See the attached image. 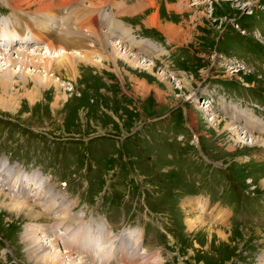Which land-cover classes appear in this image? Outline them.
Here are the masks:
<instances>
[{"label":"rangeland","instance_id":"1","mask_svg":"<svg viewBox=\"0 0 264 264\" xmlns=\"http://www.w3.org/2000/svg\"><path fill=\"white\" fill-rule=\"evenodd\" d=\"M5 1L0 15L10 14L14 6ZM49 2L52 15L57 8L60 13L75 8L76 28L84 34L96 27L105 35L106 28L90 22L103 0ZM254 2L258 0H150L154 4L140 8L139 14L125 13L129 24L120 29L129 33H106L151 63V70L143 64L131 67L121 58L113 63L106 52L110 47L90 40L85 49L91 60L75 58L80 74L71 77L59 69L60 76L50 75L51 85L37 79L52 73L35 70L36 60L24 58L17 64L0 59V81L9 83L0 85V159H14L11 171L19 166L51 180L50 190L61 193L72 216L82 213V226L100 218L123 237L139 231L141 246L152 250L148 259L156 263L264 264V123L234 104L252 103L264 120V41L253 32L264 37V0L251 13ZM38 4L13 8L33 17ZM152 13L155 21L148 19ZM168 24L175 37L167 33ZM233 55L245 65L224 59ZM220 94L234 98L226 99L234 105H222L221 115ZM227 124L238 130L239 140ZM252 137L260 141L249 144ZM201 199L205 212L198 205ZM11 210L0 204V264H16L2 241L19 264H36L28 258L24 239L26 228L37 229L39 221ZM219 210L225 213L222 222L209 218ZM192 215L208 225L189 230L186 220ZM67 225L73 229L72 223ZM216 231L227 240L218 239ZM82 249L71 256L79 259Z\"/></svg>","mask_w":264,"mask_h":264},{"label":"bare ground","instance_id":"2","mask_svg":"<svg viewBox=\"0 0 264 264\" xmlns=\"http://www.w3.org/2000/svg\"><path fill=\"white\" fill-rule=\"evenodd\" d=\"M11 2L14 3L15 7L14 6L13 7L17 9H19L22 3H26V4L33 3L37 5H39L38 3L40 4L42 3V5L39 6L40 11H36L35 13H32L33 18L34 20H37V22L40 23L41 28L51 27V25L49 24V21L52 20L51 18L53 16L50 15L52 14V12H50V8L52 7L50 4L51 2H49V0L47 3L44 2V0H11ZM82 12L83 11L79 10L78 14H80L81 16L84 15ZM44 13L49 18H47L46 15H44ZM72 14L73 15L68 17L66 20V22H68V25H65L64 22L63 24L60 23L59 25V22H57L56 26H53L51 29H49L50 33L47 39L50 38L52 39V41L48 42L45 47L21 46L18 50L8 49V51L14 50V52H4V53L1 52L0 54H2L3 56H0V59L1 60L5 59V60H8L7 62L17 63V64H23L24 58H27L28 60H31V61L36 60L34 63L38 65L37 66L38 68L37 67L35 68L36 64L32 65L35 70L41 67L44 69V71L49 70V72L52 73L49 75L48 74H45L43 76L40 75V78L39 76H37V79L40 80L43 86L51 85V83L53 84L52 82L53 80L52 78H50V75H52L53 79L56 78L57 75L60 76L59 69H61V71L64 70L65 74L70 75L71 77H75L80 74L79 72L80 67H78L80 63L78 64V62L75 61V58H80L81 61L91 60L88 58L89 54L88 55L86 54L87 52L91 53L90 50L85 49V47H88L90 45V44L87 45L86 41L90 40L93 43L98 44V46L102 45L103 49L110 47V49H107L106 52L109 51V54L111 56L110 60L113 63H115L116 58L117 59L121 58L126 62V64L127 63H129V65L132 64L131 67L139 65V64L140 65L143 64L144 66L145 65L148 66L147 70H151V67H152L151 63L149 62L144 63L143 61H141L138 54L134 52H130L128 48L123 49L119 45L118 41L115 42L116 40L115 41L110 40L111 39L110 34H107L106 33L107 31H105V35H104L99 30H96L95 29L96 27H95L91 29L92 33L90 34H86V33L84 34L83 32H81L78 28H76L78 26L77 20L79 18H77L76 20L77 12L75 8H73ZM155 17H156V14L152 13L148 17V19L150 21H153V20L155 21L156 20ZM73 23H76V24L71 26V24ZM125 27H128V26H125ZM21 29H22L21 34H16L14 33L13 29L7 30L5 27H3V30H5L4 32L7 33L9 37H12V38L14 37L13 39H17V40H20L21 37H24L23 25ZM162 29L164 28L162 27ZM165 29H170V31H167L169 35L171 36L174 35L173 37L176 36L175 30L169 27V24L168 26L165 27ZM120 30L123 32H119V33H125V34L126 32L129 33V31L126 28H123ZM108 33H111V32H108ZM112 33L111 35L112 37H114ZM169 35L167 36L170 37ZM88 37H92V38L88 39ZM16 44L17 42H13V45H16ZM29 48H32V50H28ZM42 48H45L44 49L45 52L41 50ZM5 49L7 48L3 49L0 47L1 51H4ZM47 53L48 55L45 56ZM92 61L96 62V64L99 63V59H93ZM160 75L161 76L165 75V71H162ZM6 84L7 85L9 84L7 80L0 81L1 86H5ZM194 106L196 108H199V104L194 105ZM205 106H208V105H205ZM208 121H214V117L208 119ZM227 125L228 126L226 129L228 131H232V133L237 134L238 135L237 140H239L240 133H236L238 132V130L235 127H233L232 124H227ZM257 128L260 129L259 126ZM240 129L241 130L245 129V126L240 127ZM253 139L254 138L252 137L249 144L254 143L255 140L256 141L259 140L258 138L257 139L255 138L254 140ZM7 172L8 174H10L9 175L10 178L7 177ZM15 173L16 171H11V165L7 163V160H0V196L2 195L3 198L8 197L10 199V201H8V204L4 203L6 202L7 199L4 201H1L0 204L5 205V207H8L9 209L14 210L16 213H19L25 218V220L27 218L30 222L39 221V223L36 224V226L38 227L37 229H32L31 226L27 225L30 228L29 227L26 228L25 235L28 234V236L26 239H24V244L27 245L26 250L28 252L27 251L26 252L28 256L30 257L28 256L26 257L28 258L32 257V260L35 261L36 264H96L95 262H91L90 260H88L87 251L88 250L90 251L89 254L92 253V251L89 248V244L93 242V248L95 249L97 245H102V244H107V243L101 242V239L98 238V235L97 234L95 235V233H92V232L89 234H85L83 239H80V236L78 238L76 237L77 235H79L78 234L79 231L73 230L71 226L67 225L68 217L70 215L69 208L66 205L64 198L60 197L61 193L58 195V193H56L58 191L54 193L53 191L50 190L49 185L52 184L50 183L51 180L44 179V178L41 179V177L37 176L36 174L32 176H28L26 174H20V173L19 175H17ZM5 187H7V191L5 190L6 189ZM60 198L62 199L60 200ZM31 201L34 204H32ZM35 205L37 207L40 206L39 208L41 209L35 208ZM198 205H199L201 212L202 211L205 212V209L207 208L206 202L201 199ZM79 215H82V214H79ZM209 218H212L213 220H217L218 222L219 221L222 222L223 219L225 218V213L219 210L214 214H210ZM48 220L52 221V224L50 226L48 224ZM186 222H187V226L189 227V230L191 231L196 230L198 226H200L201 228H204L206 225H208L207 224L208 222H206L203 217L198 216V215L197 216L192 215L190 219L186 220ZM51 228H53V231L59 228L61 232L53 233L51 232ZM211 228H212V225L207 226V228L205 229L206 232L208 231L211 233ZM137 233H139V231H137ZM106 235H110V231L108 232L106 231ZM215 236H217L218 239L220 240L221 239L227 240L228 238L223 232H220V231L219 232L216 231ZM97 240L99 242L98 244H96L95 242ZM114 241H116L117 243L114 244V246L111 245L110 249H108L111 252V260L109 261V263L134 264L136 262V264H159L151 260V258L148 259V257L152 255L151 254L152 250L143 249V247L141 246V241L139 244H137L134 241V239L130 237V235H126L125 237L119 235L115 237L114 239H112V243H114ZM72 243L76 245V249H79V247L84 248V255H80L79 259H77L76 257H72L71 256L72 251L67 249L68 248L67 246H69ZM108 250H106V252ZM121 253H124L126 257L124 258L127 261L120 262L117 259L118 256L122 255ZM119 258H122V257H119Z\"/></svg>","mask_w":264,"mask_h":264},{"label":"clouds","instance_id":"3","mask_svg":"<svg viewBox=\"0 0 264 264\" xmlns=\"http://www.w3.org/2000/svg\"><path fill=\"white\" fill-rule=\"evenodd\" d=\"M129 235L137 244L140 243L142 237L139 233L133 230ZM108 249H110L109 244L97 245L95 247L94 259L96 264H109V261L111 260V252ZM106 250L108 251L106 252Z\"/></svg>","mask_w":264,"mask_h":264},{"label":"crops","instance_id":"4","mask_svg":"<svg viewBox=\"0 0 264 264\" xmlns=\"http://www.w3.org/2000/svg\"><path fill=\"white\" fill-rule=\"evenodd\" d=\"M155 1H159V0H152V2H155ZM153 4H154V3H152V5H153ZM152 5H151V3H150V7H151ZM153 7H156V6H153ZM153 7H152V8H153ZM158 7H160V6H158ZM144 9H145V8H144ZM155 9H156V8H155ZM155 9H154V10H155ZM136 10H137V8H136L134 11H136ZM154 10H153V11H154ZM131 11H133V10L122 11L121 13H127V12H131ZM158 11H159V9H158ZM149 12H150V11H149ZM135 13H138V14H139V12H135ZM150 13H151V12H150ZM146 22H147V21H146ZM157 22H158L157 29L161 31L160 27H161L163 24H162L161 21H158V19H157Z\"/></svg>","mask_w":264,"mask_h":264}]
</instances>
